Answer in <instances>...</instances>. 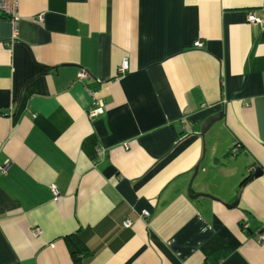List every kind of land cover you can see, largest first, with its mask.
Here are the masks:
<instances>
[{"label":"crops","instance_id":"0c3cea01","mask_svg":"<svg viewBox=\"0 0 264 264\" xmlns=\"http://www.w3.org/2000/svg\"><path fill=\"white\" fill-rule=\"evenodd\" d=\"M19 13L16 38L0 18V264H264V0ZM197 167L211 199L189 197Z\"/></svg>","mask_w":264,"mask_h":264},{"label":"built area","instance_id":"2783aa9c","mask_svg":"<svg viewBox=\"0 0 264 264\" xmlns=\"http://www.w3.org/2000/svg\"><path fill=\"white\" fill-rule=\"evenodd\" d=\"M20 3L21 0H0V18L6 17L10 20L11 24L14 27L13 29L14 38H16L17 24L20 21V13H19ZM248 20L250 23L255 25L262 23V20L258 19L255 16V14H250ZM39 21L43 22V15H40ZM202 46L203 44L199 41L195 43V47L201 48ZM127 69H128L127 63H125L120 69L121 73L124 74L127 71ZM88 78H89V74L85 70H82L79 73L78 76L79 81H83ZM104 114H105V109L103 105L99 102H95L88 112V115L91 119L100 117ZM51 188L53 191V195L55 196V200H57L60 194L58 190L55 188V186H52ZM144 216H148V213H144ZM124 225L127 228L132 227L131 221H127ZM245 228H248V225H245ZM261 240L264 241V234L261 236Z\"/></svg>","mask_w":264,"mask_h":264},{"label":"water","instance_id":"95a60500","mask_svg":"<svg viewBox=\"0 0 264 264\" xmlns=\"http://www.w3.org/2000/svg\"><path fill=\"white\" fill-rule=\"evenodd\" d=\"M221 119H222V116L220 115ZM220 121L219 120V115L217 116H214V117H210L208 118L203 127H202V131H201V135L204 136L213 126L216 122ZM198 172H199V167H197L195 169V174H194V177L190 183V187H189V197L192 199V200H198L199 198H210L211 199V196L209 195H206V194H195L194 191L192 190V185H193V182L194 180L196 179L197 175H198ZM262 175V171L260 169H256L255 171V174H254V177H259ZM238 203H234L232 205H227L228 208H234L237 206Z\"/></svg>","mask_w":264,"mask_h":264},{"label":"trees","instance_id":"16d2710c","mask_svg":"<svg viewBox=\"0 0 264 264\" xmlns=\"http://www.w3.org/2000/svg\"><path fill=\"white\" fill-rule=\"evenodd\" d=\"M78 237V235H76ZM74 238L72 237H69L67 239V242H68V245L69 247L71 248V251L73 253V255H79V254H82V253H85V250L81 249L77 243L75 242Z\"/></svg>","mask_w":264,"mask_h":264}]
</instances>
